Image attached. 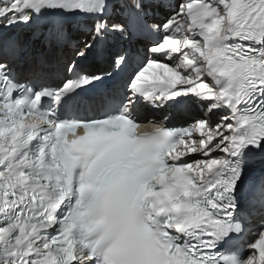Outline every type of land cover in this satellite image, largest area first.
Returning <instances> with one entry per match:
<instances>
[{
	"label": "snow or ice",
	"instance_id": "1",
	"mask_svg": "<svg viewBox=\"0 0 264 264\" xmlns=\"http://www.w3.org/2000/svg\"><path fill=\"white\" fill-rule=\"evenodd\" d=\"M0 264H264V0H0Z\"/></svg>",
	"mask_w": 264,
	"mask_h": 264
},
{
	"label": "bare ground",
	"instance_id": "2",
	"mask_svg": "<svg viewBox=\"0 0 264 264\" xmlns=\"http://www.w3.org/2000/svg\"><path fill=\"white\" fill-rule=\"evenodd\" d=\"M76 34H78V36ZM86 38H88V37L86 35L82 34L81 32H74V34H73V39H78L79 43H81V44H82L83 40ZM97 66H99L98 62L96 60H93L91 64L85 65L84 67L86 69H96L97 70Z\"/></svg>",
	"mask_w": 264,
	"mask_h": 264
}]
</instances>
